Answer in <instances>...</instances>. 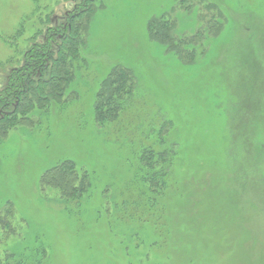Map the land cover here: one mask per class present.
Segmentation results:
<instances>
[{"label": "rangeland", "instance_id": "374dc122", "mask_svg": "<svg viewBox=\"0 0 264 264\" xmlns=\"http://www.w3.org/2000/svg\"><path fill=\"white\" fill-rule=\"evenodd\" d=\"M84 1L0 0V94L24 43ZM86 7L68 103L0 134V264H264V0ZM25 20L43 35L15 49ZM119 67L134 92L101 126L94 106L120 91L118 71L103 84ZM143 151L169 164L151 170ZM65 162L75 170L57 173Z\"/></svg>", "mask_w": 264, "mask_h": 264}, {"label": "trees", "instance_id": "16d2710c", "mask_svg": "<svg viewBox=\"0 0 264 264\" xmlns=\"http://www.w3.org/2000/svg\"><path fill=\"white\" fill-rule=\"evenodd\" d=\"M89 1L90 4L94 3V0H85L78 5V8L76 7L75 13L68 15L65 26L63 25L61 28L60 26L47 28L45 30L46 36L41 39V42L37 44L24 43L23 48L25 47L26 51L23 55L22 64L9 73L7 76L8 80H6L8 81L7 85L4 87L2 94H0L1 135L26 122L29 119V114H32L36 108L39 110L50 109L54 105L68 103L69 96H71L70 86L77 72V63L80 57H82L84 45L86 44L87 28L82 23V20L84 18L89 19L91 16L93 9H86ZM36 12L37 9H34L32 15ZM153 23L155 22L152 21L151 24L153 25ZM26 24V20L22 21L13 37L8 38L11 43L9 45L15 49H18L16 41L25 35L28 36L30 42L36 41L43 35L44 31L42 29L32 32V24ZM150 30L153 36L154 29L150 27ZM29 34L31 37H29ZM56 38L59 40L58 44H56ZM11 39L13 40L11 41ZM13 58H9L10 62ZM124 69V67H119L103 83L106 85L112 79L113 74L118 71L119 92L117 91L111 94V96H109V92L98 94V101L94 106V110L96 120L101 126L110 121L117 120L124 109V102L121 103L120 100L126 101V99L131 98L133 95L134 88L127 89L124 86L128 82L131 84V87H134L135 76ZM125 93L126 96L124 95ZM166 156L162 155L160 159L155 160L156 158H154L152 152L143 151L140 160L147 168L154 169L156 164H162V162H168L169 164V159H166ZM68 170H75V164L65 162L57 173L65 174ZM158 180L157 176H153L149 181L155 184ZM56 182L63 187L62 191L66 196L67 194L69 197L74 196L79 191L77 189L74 190L73 184H71L73 182H70L68 179L64 180L62 178V181L56 180L54 181V185H57Z\"/></svg>", "mask_w": 264, "mask_h": 264}]
</instances>
